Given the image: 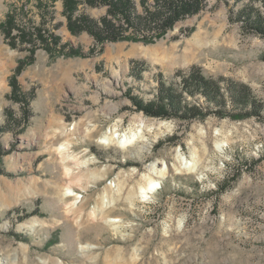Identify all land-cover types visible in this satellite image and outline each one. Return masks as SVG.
<instances>
[{"label":"rangeland","instance_id":"374dc122","mask_svg":"<svg viewBox=\"0 0 264 264\" xmlns=\"http://www.w3.org/2000/svg\"><path fill=\"white\" fill-rule=\"evenodd\" d=\"M246 5L261 16L252 28L238 16ZM63 11V0H0V24L13 18L10 37L0 28V264H264L261 1L203 0L146 42L131 30L103 42L75 34ZM77 14L109 18L102 5ZM192 68L219 84L224 109L200 93L181 96L201 112L186 120L133 105L157 102L160 84L179 93L178 74ZM227 83L252 94L247 116L218 114L240 112ZM139 129L131 146L116 144ZM112 135L110 145L98 142ZM154 164L164 171L161 190L143 201Z\"/></svg>","mask_w":264,"mask_h":264},{"label":"trees","instance_id":"16d2710c","mask_svg":"<svg viewBox=\"0 0 264 264\" xmlns=\"http://www.w3.org/2000/svg\"><path fill=\"white\" fill-rule=\"evenodd\" d=\"M140 1L143 7L142 14L137 12L135 0H63V13L66 16L68 28L75 34L85 30L98 42H103L122 40L126 38L124 34L131 30L133 34L143 33L144 36H142L146 42L151 41L153 38L161 37L175 22L186 16L194 15L203 8V0H154L153 6L143 4L142 0ZM240 1L242 0H233L235 3ZM260 1L264 7V0ZM80 5H86L88 7L106 6L108 7L109 18L105 17L96 22L87 15L77 14ZM238 16L239 19L247 23L251 28L258 25L261 19L260 13L247 5L239 9ZM12 20L13 18L8 16L5 22L0 24V28H3L2 33L6 38L10 37V27L13 24ZM42 29V27H35L30 34L35 35L38 41L43 42L40 33L46 32ZM256 29L258 32L262 31L260 28L256 27ZM146 31L151 34L146 36ZM17 34L21 42L27 41L25 37L28 35L23 30H19L18 28ZM50 39L56 41L53 36H50ZM18 71L19 68L16 69V74ZM178 77L180 78L181 88L179 93L171 86L166 87L160 84L158 90L159 99L157 102L144 105L139 99L131 98L133 105L150 116L162 118L178 117L186 120L199 117L201 112L196 107L188 108L187 105H182L181 96L183 93L189 96L200 93L209 103L224 109L226 102L220 91L219 84L214 79L206 78L200 71L194 68L187 74L179 73ZM10 85L13 92L15 89L13 79H11ZM226 86L228 87L227 92L238 103L237 106L241 105V108L238 110L240 112L228 114L224 110H220L218 114L220 116L229 115L233 119L247 116V114L243 113V110L247 105L253 108L255 101L252 94L250 92H244L246 94H243L242 91L246 89L239 84L227 83ZM0 132H2L1 129ZM218 187L219 190L215 191V193L223 191L224 184Z\"/></svg>","mask_w":264,"mask_h":264},{"label":"bare ground","instance_id":"6f19581e","mask_svg":"<svg viewBox=\"0 0 264 264\" xmlns=\"http://www.w3.org/2000/svg\"><path fill=\"white\" fill-rule=\"evenodd\" d=\"M200 40V39H199ZM140 126H142V124H139ZM141 133V130L139 129L138 131H136V132H134V133H131V134H125V135H123V137H121V139H119V140H116L115 139V135H112V137H104V138H102L100 141H98L100 144H104V145H110L113 141H115L116 140V144L120 147V148H122V149H125V148H127L128 146H131V144H132V142H134L135 140H137V138H138V136H139V134ZM57 151H59L60 153L61 152H63L64 151V149L62 148V146H59L58 145V147H57V149H56ZM83 163H85V162H83ZM192 164V163H191ZM190 164H188V168L187 169H189L190 167H191V165L189 166ZM150 174H151V176H148L146 179H149V180H147L146 182H144L145 184H144V186L142 185V188H141V190H140V194L142 195V197H143V201L144 200H146L147 198H148V196L149 195H151V191L154 189V186L156 185V178L157 177H162V173L164 172V171H157V168H156V165L154 164V165H152L151 166V168H150ZM133 173V172H132ZM154 175H153V174ZM116 186V185H115ZM74 189V188H73ZM75 190V189H74ZM74 190H72V188H68V189H66V192H64V194H65V196H68V198H74V199H76L77 201H79V199H78V195L77 194H75L73 191ZM111 190V189H110ZM109 193H110V191H109ZM117 194V193H116ZM109 195V194H108ZM110 196V195H109ZM108 196V197H109ZM107 197V196H106ZM107 197V198H108ZM65 198V197H64ZM106 198V199H107ZM77 201H75V203H77ZM104 202V201H103ZM95 209V208H94ZM104 211V210H103ZM100 213V212H99ZM98 218V217H97ZM107 222H109V223H111L112 225H118L119 223H122V219H118V218H116V219H113V218H110L109 220H107ZM120 225V224H119ZM87 247H89V246H87ZM81 248V247H80ZM92 248V247H91ZM90 248V249H91ZM82 249H84V248H82ZM81 249V250H82ZM86 249H88V248H86ZM84 252V251H83ZM59 264V263H58Z\"/></svg>","mask_w":264,"mask_h":264},{"label":"built area","instance_id":"2783aa9c","mask_svg":"<svg viewBox=\"0 0 264 264\" xmlns=\"http://www.w3.org/2000/svg\"><path fill=\"white\" fill-rule=\"evenodd\" d=\"M156 185L154 186V189L151 191V195L153 194V193H155V192H157L158 190H161V179L159 178V177H157L156 178ZM72 190H74L73 188H72ZM75 194H77L78 195V199L80 198V197H82L81 195H80V193H78L77 191H73ZM146 203H147V201H145Z\"/></svg>","mask_w":264,"mask_h":264},{"label":"crops","instance_id":"0c3cea01","mask_svg":"<svg viewBox=\"0 0 264 264\" xmlns=\"http://www.w3.org/2000/svg\"><path fill=\"white\" fill-rule=\"evenodd\" d=\"M56 149H57V148H56ZM60 157H61L60 165H61V166H64V162L66 161V159L64 160L65 155L60 154ZM64 169H66L65 166H64ZM64 174H65L66 176L70 177L71 174H75V173L72 172V170H69V172H67V171L65 170V171H64ZM73 177H74V175H73ZM57 188H59V186H58ZM56 190H57V189H56ZM58 190H59V189H58ZM62 197H63V194H62Z\"/></svg>","mask_w":264,"mask_h":264}]
</instances>
